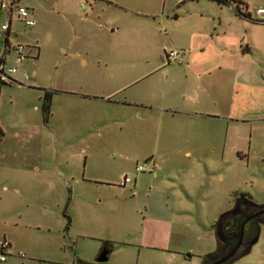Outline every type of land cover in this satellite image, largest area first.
<instances>
[{"label": "rangeland", "instance_id": "1", "mask_svg": "<svg viewBox=\"0 0 264 264\" xmlns=\"http://www.w3.org/2000/svg\"><path fill=\"white\" fill-rule=\"evenodd\" d=\"M105 1L21 0L35 25H10L34 50L9 54L0 86V264H200L240 195L264 202V0H240L248 18L213 0ZM191 96L213 117H151L148 103ZM229 264H264V224Z\"/></svg>", "mask_w": 264, "mask_h": 264}, {"label": "built area", "instance_id": "2", "mask_svg": "<svg viewBox=\"0 0 264 264\" xmlns=\"http://www.w3.org/2000/svg\"><path fill=\"white\" fill-rule=\"evenodd\" d=\"M258 14L264 13V8L257 9ZM13 21H17L24 29L31 28L35 25V21L31 16L30 9L21 5V0H0V86L3 84H10L15 82L10 78L9 74L15 72L14 67L6 65V59L10 53H13L15 60L20 62L27 56L31 55L34 47H27L23 45H12L9 41L10 25ZM181 53L178 51L169 52V56L176 57ZM25 78V77H24ZM150 164L145 161L141 165L134 167L135 172H143ZM130 182L128 177H124L119 183L120 187L125 186ZM7 242L0 245V262L5 260V249H8Z\"/></svg>", "mask_w": 264, "mask_h": 264}, {"label": "crops", "instance_id": "3", "mask_svg": "<svg viewBox=\"0 0 264 264\" xmlns=\"http://www.w3.org/2000/svg\"><path fill=\"white\" fill-rule=\"evenodd\" d=\"M106 5L110 6L112 5V2L106 0ZM196 77H198L200 74L195 73L194 74ZM183 90L180 91L181 95H183ZM163 93L170 95L171 97H174V94L177 93L176 90H164ZM191 102H186L184 99L181 97V102L180 103H172L170 101L164 102L163 104H151L148 103V108L150 113L152 114L151 117H154L158 119V121H161L163 123H174V122H185L186 125L189 124L190 122H193L194 120H197L198 118H210L213 116L212 112H205V111H199L196 110L194 107L195 103H192V100L195 99V96H191ZM186 99V98H185ZM184 155H187L188 152L183 153ZM169 231L170 229L166 230L163 234V239L166 241V245L162 249H168L167 247L169 246ZM166 234V235H165ZM215 237V235H214ZM215 241V246L214 249L212 248H204L201 250H198L195 252V254L199 258V263H200V257L207 254L211 253L215 250L216 247V240ZM212 249V250H211ZM169 251V250H168Z\"/></svg>", "mask_w": 264, "mask_h": 264}, {"label": "flooded vegetation", "instance_id": "4", "mask_svg": "<svg viewBox=\"0 0 264 264\" xmlns=\"http://www.w3.org/2000/svg\"><path fill=\"white\" fill-rule=\"evenodd\" d=\"M236 200L238 204V213L234 216L228 215L224 221L232 217H237L240 223L245 220L244 232L241 239V246H246L248 241L258 235L259 226L264 224V202L260 204H255L247 197H238ZM235 201L229 210H231L235 206ZM237 240L238 238L227 240L223 255L228 253L235 246ZM219 254L220 252L209 260H207L204 264L214 263L219 258Z\"/></svg>", "mask_w": 264, "mask_h": 264}, {"label": "trees", "instance_id": "5", "mask_svg": "<svg viewBox=\"0 0 264 264\" xmlns=\"http://www.w3.org/2000/svg\"><path fill=\"white\" fill-rule=\"evenodd\" d=\"M213 1L216 2V4H218V5L233 4L234 13L236 16L242 17V18H248L249 17L246 12H242L239 10V7L237 4L241 2L240 0H213ZM259 22L264 23V20H261ZM4 85H7V84H3L2 86H4ZM50 99H51V94L49 92L44 91L41 98H40V106H39V110H40L43 122L46 121L47 116L49 114ZM1 136H2V132L0 130V137ZM240 197H244V195L242 194V195H240ZM247 198H249V197H247ZM65 217H66V224L68 225V222H69L68 217L67 216H65ZM239 223L240 222H239L237 217H232V218L223 222L222 232H223V235L227 238V240L238 238L239 226H240ZM215 240H216L215 250L211 253H207V254L201 256L200 257V264H204L207 260H209L210 258H212L213 256H215L216 254H218L220 252V250L222 248V243L219 240H217L216 237H215ZM102 249H105L109 253V250L107 249L105 243H103V245L101 246L100 251ZM78 264H87V263L78 262Z\"/></svg>", "mask_w": 264, "mask_h": 264}, {"label": "water", "instance_id": "6", "mask_svg": "<svg viewBox=\"0 0 264 264\" xmlns=\"http://www.w3.org/2000/svg\"><path fill=\"white\" fill-rule=\"evenodd\" d=\"M238 208V204H237V200L235 201V206L223 213L222 215H220V217L218 218V220L215 222L214 225V235L216 237L217 240H219L222 243V248L220 250V254H219V258L212 264H226V263H230L231 261L245 255L246 253H248L250 246L256 241L257 236H255L253 239H251L250 241H248L246 246H241V239L243 236V232H244V224H245V220L240 223L239 226V235H238V240L235 244V246L225 255H223V252L225 250L226 247V242H227V238L223 235L222 232V225L223 222L225 220V218L229 215V216H234L238 213L237 211ZM107 255L108 252L105 249H102L96 256V262H104L107 260Z\"/></svg>", "mask_w": 264, "mask_h": 264}]
</instances>
